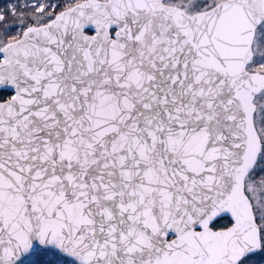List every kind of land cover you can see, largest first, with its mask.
I'll list each match as a JSON object with an SVG mask.
<instances>
[{
  "label": "snow or ice",
  "instance_id": "snow-or-ice-1",
  "mask_svg": "<svg viewBox=\"0 0 264 264\" xmlns=\"http://www.w3.org/2000/svg\"><path fill=\"white\" fill-rule=\"evenodd\" d=\"M0 264H264V0L0 6Z\"/></svg>",
  "mask_w": 264,
  "mask_h": 264
},
{
  "label": "rangeland",
  "instance_id": "rangeland-1",
  "mask_svg": "<svg viewBox=\"0 0 264 264\" xmlns=\"http://www.w3.org/2000/svg\"><path fill=\"white\" fill-rule=\"evenodd\" d=\"M6 2H7V0H0V6H2Z\"/></svg>",
  "mask_w": 264,
  "mask_h": 264
}]
</instances>
